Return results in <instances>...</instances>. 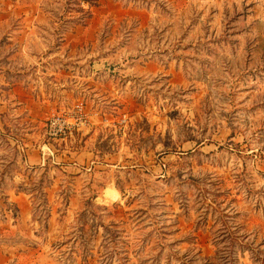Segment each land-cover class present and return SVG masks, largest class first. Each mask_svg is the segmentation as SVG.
Segmentation results:
<instances>
[{
	"label": "rangeland",
	"instance_id": "rangeland-1",
	"mask_svg": "<svg viewBox=\"0 0 264 264\" xmlns=\"http://www.w3.org/2000/svg\"><path fill=\"white\" fill-rule=\"evenodd\" d=\"M0 264H264V0H0Z\"/></svg>",
	"mask_w": 264,
	"mask_h": 264
},
{
	"label": "crops",
	"instance_id": "crops-1",
	"mask_svg": "<svg viewBox=\"0 0 264 264\" xmlns=\"http://www.w3.org/2000/svg\"><path fill=\"white\" fill-rule=\"evenodd\" d=\"M11 40H12L11 44L18 46L19 48L21 46L24 47V46H27V45L37 41L36 38H27V37H25V38L14 37V38H11ZM16 53H18V52H16ZM12 55H14V54H12ZM94 118H95V116L92 114L91 115L92 121H94ZM103 120H104V117L100 118L99 126L100 125L104 126ZM92 124L93 123L90 122V124L86 128H83L80 131L75 132L74 135L69 139H66V140H54L51 138L50 139L58 142V145H62L61 144L62 141H64V143H66L68 141L69 142L72 141L75 143L77 139H78L77 143H79L83 139V135L88 134L87 133L88 131H91L93 128H95ZM85 144L87 145V141H85ZM63 147L64 148H61L62 150L59 151V149H57L56 146L53 145L52 143H49V142L44 143L43 142L42 144H39L37 147H34L30 150H27V154L24 157V160H25V162L30 163V164L32 163V164L41 165V164H44L50 156L54 157L55 159H58V157H61V159H63V157L67 156V153L70 152L69 150L72 149V148H68L69 147L68 144H64ZM81 147L83 148V145ZM75 153H77V152H75ZM85 156H86L87 160L89 158H91L92 156L94 157L95 156L94 151H92L90 149V150H86L85 152H81V153L78 152L77 157L75 158L76 162H72V163L79 166L81 163H83ZM91 162H92V160H91ZM107 189L114 191V193H111L112 195H110V197H111V201H116L119 197L117 190L113 186H108Z\"/></svg>",
	"mask_w": 264,
	"mask_h": 264
},
{
	"label": "built area",
	"instance_id": "built-area-1",
	"mask_svg": "<svg viewBox=\"0 0 264 264\" xmlns=\"http://www.w3.org/2000/svg\"><path fill=\"white\" fill-rule=\"evenodd\" d=\"M91 115L86 104L82 100H77L71 107L62 109L47 118L45 123V133L52 139L66 140L71 138L75 132L86 128L91 122ZM104 118L103 125L107 123ZM125 118L117 121L122 125Z\"/></svg>",
	"mask_w": 264,
	"mask_h": 264
}]
</instances>
